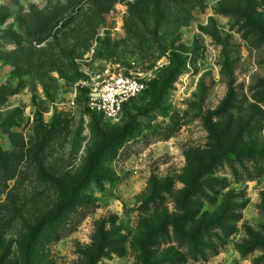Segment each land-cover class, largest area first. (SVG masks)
<instances>
[{
	"label": "rangeland",
	"instance_id": "rangeland-1",
	"mask_svg": "<svg viewBox=\"0 0 264 264\" xmlns=\"http://www.w3.org/2000/svg\"><path fill=\"white\" fill-rule=\"evenodd\" d=\"M0 264H264V0H0Z\"/></svg>",
	"mask_w": 264,
	"mask_h": 264
},
{
	"label": "built area",
	"instance_id": "built-area-1",
	"mask_svg": "<svg viewBox=\"0 0 264 264\" xmlns=\"http://www.w3.org/2000/svg\"><path fill=\"white\" fill-rule=\"evenodd\" d=\"M102 79L90 88L89 106L109 120L118 119L123 107L148 87V78L141 71L121 66L107 67Z\"/></svg>",
	"mask_w": 264,
	"mask_h": 264
},
{
	"label": "trees",
	"instance_id": "trees-1",
	"mask_svg": "<svg viewBox=\"0 0 264 264\" xmlns=\"http://www.w3.org/2000/svg\"><path fill=\"white\" fill-rule=\"evenodd\" d=\"M134 99L130 100L128 103H126L123 107V110L128 106V104L133 101ZM52 217H49V218H43L41 220L38 221V225H37V228L40 226L41 228L43 226H45L46 224H49L50 220H51ZM194 248V246H192Z\"/></svg>",
	"mask_w": 264,
	"mask_h": 264
},
{
	"label": "water",
	"instance_id": "water-1",
	"mask_svg": "<svg viewBox=\"0 0 264 264\" xmlns=\"http://www.w3.org/2000/svg\"><path fill=\"white\" fill-rule=\"evenodd\" d=\"M123 215V214H122Z\"/></svg>",
	"mask_w": 264,
	"mask_h": 264
}]
</instances>
